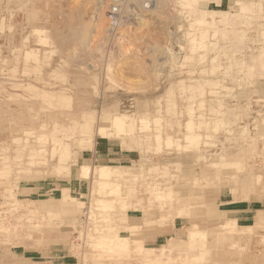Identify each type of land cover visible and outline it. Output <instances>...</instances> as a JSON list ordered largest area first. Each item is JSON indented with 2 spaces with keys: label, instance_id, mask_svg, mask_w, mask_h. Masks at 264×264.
I'll return each instance as SVG.
<instances>
[{
  "label": "rangeland",
  "instance_id": "obj_1",
  "mask_svg": "<svg viewBox=\"0 0 264 264\" xmlns=\"http://www.w3.org/2000/svg\"><path fill=\"white\" fill-rule=\"evenodd\" d=\"M200 1L203 12L205 8L216 10L213 5H209L210 0ZM233 1L232 4L226 3L221 8L234 16L231 24L222 21L224 16L218 15L219 12L212 11V15H218L215 16L216 24L208 25L216 30H247L246 37L244 36L236 47L229 48L234 52L237 50L236 53L240 57L244 55L246 58L245 67L239 68L231 78L226 68L228 62L221 61V58H211L216 55L217 48L221 49L226 41L218 43L216 48L210 46L195 50L193 58L187 59L193 43L187 42L186 33L188 30H200L199 27L190 28L199 24V17L188 18L192 9L189 11L191 13L183 10L184 5L179 0H0V60L5 62L0 71V83H4L6 91H21V87L18 89L11 86L15 82L22 84L32 81L41 88L46 81L52 83L46 85L47 88H59L60 85H67L71 80H76L74 76L70 78V75H75L78 71L83 75H94L97 78L95 84L89 81L80 84L87 91L80 92L82 94L79 95L89 100V108L98 110L99 113L101 105L106 101V113L115 111L136 117L132 126L134 131L127 134L141 136L145 133L143 160L136 148L128 149L122 145L120 139L97 137L92 148L78 149L79 145L74 147L78 158L76 163L73 159L58 162L57 156L51 158L46 152L48 161H37L25 167L23 164L26 163L28 156L25 155H28L29 149L9 141L7 133L0 130V227L8 228L9 232H16L8 235L4 234V231L0 232V260H10L13 257L14 260L20 261L31 259L39 264H98L99 261L105 264H182L180 259H185V256H179L185 252L188 245L184 246L185 249L173 247L165 240L168 237L173 239L176 231L181 233L180 237L184 236L182 239H188L189 229H192L191 225L194 224L211 232L201 238H204L206 244L216 243L213 241L216 235L224 236L217 245L222 249L225 246L224 250L229 251L234 264H252L250 259L246 258L249 254L264 253L263 228L252 234L245 231L236 232L230 226H222L227 219H240V225H252L257 210H264V195L263 199L260 198L258 194L262 193L258 192L256 195L253 189L250 192V200L244 199L243 180H240V177L254 174L260 176L264 184V135L259 132V126L264 128V12H258L257 15L255 7L242 11L237 0ZM246 1L247 6L252 3H264V0ZM208 18L212 24L213 17ZM246 21L252 22L253 25L246 27ZM176 32L175 37L171 36L170 33ZM122 36L124 40L119 39ZM216 39L217 36H211L209 43L215 42ZM200 41L206 43L207 39L202 37ZM218 41H221L219 37ZM119 45H122L121 48ZM153 50L155 51L151 52ZM171 51L181 56L177 57V67H172L166 62ZM133 53L139 56L140 60ZM126 54L133 56L130 58ZM38 61L42 64L40 68L37 67ZM62 61L67 65L62 66L65 70L62 69L59 74L53 73L51 70ZM230 61H233V67L236 61ZM189 62L192 63L188 64ZM62 73L67 76L64 77ZM183 76L199 80V84H195L194 80L183 82V86L189 88L193 85L194 88H199L198 91L175 89L182 85L180 79ZM41 77L45 80L40 81ZM213 79H219L218 86L210 81ZM225 86L228 88H224ZM1 88L0 96L11 102L14 96H6L3 85ZM20 98L34 101L24 96ZM143 101L145 106L140 107ZM40 103L48 110L50 105L42 101ZM57 109L69 111L72 108L65 109L62 106ZM221 111L236 112L237 117H224L229 120L230 126L215 122L216 119L222 120ZM202 114L209 120L207 123H199ZM142 117L145 121L140 123L138 118ZM176 120L180 126L173 124ZM190 120L196 123L185 128ZM101 122L102 125H108L106 118ZM243 127H246L245 132ZM183 133L189 135L187 139L183 137ZM178 142L182 149L177 147ZM22 151L25 154L23 156ZM123 157L130 158L122 164L131 168L130 179L139 181L145 173L162 176V180H167L163 176L166 173L175 175L171 181L174 182L172 188L176 196L200 195L203 200L199 203L192 202L191 207H195V204L197 207L185 208L183 215H174V222L170 218L162 221L158 209L153 210L154 208L153 215L143 217L145 209L133 210L127 207V212L120 211L121 196L114 195L109 185L97 184L90 177H78L80 166L122 167L115 159ZM156 164L158 166L153 167ZM7 165L11 168L8 174H4L2 169ZM61 165L65 168L61 171L54 170ZM124 168L123 172L127 173L129 170ZM149 170L151 171L148 172ZM185 170L208 183L196 188L180 184L176 175ZM188 174L184 176L188 177ZM254 180L253 178V182ZM261 187L256 188L260 191ZM64 189H67L71 196L69 202L73 201L75 206L60 205L59 199L63 198ZM91 198L107 199L111 204L91 203ZM140 198L144 199L142 205L148 203L142 193L126 201L137 203ZM168 200L169 204H165L161 208L162 211L176 212L178 205H174L172 198ZM44 202L52 208L34 212L35 206ZM155 205L158 203H153V206ZM249 209L251 211H244ZM123 210H126V207ZM118 211L119 215L116 214ZM108 212L111 218L107 222ZM247 217L250 219H243ZM101 233L107 237L117 233L121 238L130 239L131 244L133 240L142 241L144 246L154 249L156 261L146 263L145 250H131L130 253L123 251L116 258L97 259L94 257L96 252H93V244H101L97 239ZM16 235L22 242L11 246V241L15 240ZM163 248L164 250H161ZM221 248L213 250L221 253ZM5 249H10L11 256L5 254ZM192 255L199 256V250L195 249ZM257 259L260 261L262 258ZM189 261L199 264L193 258ZM210 261L200 264H220Z\"/></svg>",
  "mask_w": 264,
  "mask_h": 264
},
{
  "label": "bare ground",
  "instance_id": "obj_2",
  "mask_svg": "<svg viewBox=\"0 0 264 264\" xmlns=\"http://www.w3.org/2000/svg\"><path fill=\"white\" fill-rule=\"evenodd\" d=\"M143 1H145V0H143ZM179 1L181 2L182 5H184L183 10L186 9L189 12L192 9V14H190L188 18H194V17L197 18V16L199 17V19L197 21L199 24L197 26H190V28L199 27L200 30H188V32L186 33L187 42L190 44L193 43V45H191L189 48L191 53L187 57V59L190 60L193 58V55H194L193 51H195V50H198L202 47L209 48L210 46H214L216 48V45L218 43H220V42L224 43V41H226L227 43L221 49L217 48L218 51L216 52V55L211 57V58H214V59L215 58H221L220 59L221 61H227L228 64H227L226 68L229 70L228 75H229V77L232 78L234 76V73L237 72V70H239V68L242 69L245 67V63H246L245 59L246 58H244V55H243V57H240L236 53L237 50H235V52H234L233 50H230L229 48L232 49L233 47H236L235 45H237V43H240L241 42L240 40L243 39L244 36L246 37L247 30H245V31L233 30L230 28L229 29L224 28L222 30H216V28H213V27L210 28L208 25L216 24L215 23L216 22L215 16L223 15L224 18H222L221 20L225 21V22L228 21L229 24H231L233 22L232 17H234V16L229 15L228 12H219L218 15H212L211 14L212 11L207 10L206 8H205V11L203 12V10H202L203 7L202 6L200 7V3H201L200 0H179ZM246 2H247L246 0H237V4L240 5L239 8L242 11L245 9L249 10V9H251V7H253V8L255 7L256 8L255 11H256L257 15H259L258 12L259 13L261 11L264 12V3L263 4H262V2L252 3V4H249L247 6ZM149 4H151V3H149ZM140 8H141V5H140ZM147 8H148V10L150 9L149 7H147ZM189 13H191V12H189ZM208 16L213 17L212 22H211L212 24L209 23ZM244 24L246 27H250L253 25V23L250 21H246ZM260 25H261V23L259 24V26ZM262 25H264V24H262ZM201 26H204V27L201 28ZM206 26L208 27V30H206ZM105 27H108V25H106ZM142 27H144V26H142ZM209 28H210V30H209ZM104 29L106 31V28H104ZM212 29H214V30H212ZM144 32H146V31H144ZM97 34H99V33H97ZM170 34H171V36L175 37L177 32L176 33H170ZM119 36H121V35H119ZM211 36H217V39L215 42L209 43L211 41ZM202 37L207 39L206 43H202L200 41V39H202ZM218 37L220 38L221 41H218ZM122 38L124 40L123 36L119 39L121 40ZM130 38H131V36H130ZM117 39L118 38L116 37V40ZM113 41H114V39H113ZM131 41H133V40H131ZM141 41H142V39H141ZM143 41H144V39H143ZM196 42H197V45H195ZM135 43H136V40H135ZM144 43H145V41H144ZM115 44H116V42H115ZM126 44H128V43H126ZM227 44L230 46H227ZM146 45L148 46L149 44H146ZM120 46H122V45H119L118 47H120ZM129 46H130V44H129ZM126 47L128 48V46H126ZM119 51H122V50H119ZM154 51L155 50H153L151 52H154ZM133 52H135V51H133ZM125 53L126 52H124V54ZM255 53H257V52H255ZM122 54H120V55H122ZM139 54L143 55L142 53H139ZM242 54H243V52H242ZM134 55H136V54H134ZM126 56H127V54H126ZM130 56H133V55L131 54V55H128L127 57H130ZM135 57H137V55ZM141 57H143V56H141ZM177 57H181V56L175 55L171 51V53H169L168 61H166L167 64L170 63L172 65V67H177V64H178ZM142 59H144V58H142ZM231 59H235V61H236V63L234 64L233 67L231 66V65H233V61H230ZM252 59H253V57H252ZM135 60H136V58H135ZM39 61L37 62V65H38L37 67L40 68L42 64ZM3 63H5V62L0 60V71H2V69L4 68V67L2 68ZM133 63L136 64L135 61ZM191 63L192 62H189L188 64H191ZM64 65H66V64L63 61L60 63H57V65L54 66V69L51 71H53V73L55 72L56 74H59L60 71L63 69ZM130 65H132V64L130 63ZM89 66H90V64H89ZM122 67H121V69H122ZM127 67L129 68V66H127ZM127 67H125V68H127ZM90 68L92 69V67H90ZM133 68H134V66H133ZM159 68H160V66H159ZM215 69H216V67H215ZM63 70H65V69H63ZM6 72H8V71H6ZM95 72H97V70ZM62 74L64 77L67 76V74H65V73H62ZM72 76H74L76 78V80H74V79L71 80L70 82H68L67 85H65V84L60 85L59 88L55 87L56 89L54 87L47 88L46 85H52V83L50 84V83H47L46 81H44L45 79L42 78L43 76L41 78H39L40 81L43 80L45 82L44 86L41 88H38L37 85L32 81H28L27 83H22V84H19L17 82H15V84H14V82H13L14 85L11 84L12 87H16L18 89H20V87L22 88L21 91H15L14 93L13 92L10 93V92L6 91L4 83H0L1 86L3 85L4 91L7 92L6 96H8V97L14 96L11 102H8L7 100L5 101L6 98L4 99V97L0 96V130L7 133V139L9 141H12L13 143L22 144L23 147H27L29 149L28 155L27 154L25 155L24 151H22L21 156H23V155L28 156L27 159H25L26 163L23 165L25 167H27V165H33V163H36L37 161H42V162L48 161V157H45L46 152L49 153L48 156L51 158L57 156V159H59L58 162H66V161H68V159L69 160L73 159L74 163H76V160L78 158L76 156V152L74 151V147L76 145H79L78 149L89 148V147L92 148V147H94L93 144H95L97 141V139H96L97 137L109 138L112 140L120 139L122 142V145L124 144V146H126L128 149L136 148L138 150V152L140 153L139 155H140L141 159L143 160L144 156L142 153L145 152L143 149V139H145V133L141 136L136 135V134H131V135L127 134L128 132L134 131V129H132V126L134 125V121L136 120V117H134L133 115L130 116L127 114L118 113L115 111L112 113L108 111L106 113V111H107L106 106H105L107 104L106 101H104V103L101 105V110L99 113L97 112L98 110L95 111V110H93V108H89V106H88L89 100H86L83 96L79 95V94H82L80 92H86L87 91V90L85 91L80 86V84H81V82H83L85 84V83H87L86 81H89V82H92V84H95V82L97 81V78L94 75H83L80 73V71L76 72L75 75H70V78ZM180 80H181L180 82L182 83V85L175 87V89L182 90V91H184V90L188 91L191 89L193 91L194 90L198 91V89H199V88H194L193 85H190L189 88L183 86V85H185V83H183L185 80H194V81H196L195 84L201 83L199 80L194 79L192 77L185 78L183 76V77H181ZM210 81H212V83H214V84H217V86L220 83L219 79H213ZM153 83H155V82H153ZM1 86H0V91L2 89ZM213 86H216V85H213ZM145 88H146V86H145ZM224 88H228V87L225 86ZM201 89H204V88L201 87ZM71 90H73V92H70ZM229 90H232V89H229ZM4 91H2V92H4ZM227 91H228V89H227ZM20 96H24L28 99L31 98L34 101L32 102L30 100H23L22 98H20ZM167 97L170 98L169 95H167ZM190 97L193 99L192 96H190ZM40 101L46 102L48 105H50V106H48V110H46L47 107L42 106ZM191 102L194 103V101H191ZM129 104H130V102H129ZM189 104L190 103L188 102V106H189ZM12 106H15V107H12ZM62 106L65 109H71V108L72 109L69 111H66V110L62 111L61 109H59V110L57 109V108H60ZM144 106H145V101H143L140 104V107H144ZM113 107H114V105H113ZM221 113H222V117H223L222 120H220V119L215 120V122L216 123L218 122V124L223 123L225 125L226 124L229 125V120L224 118L225 116L228 118L234 117V116L237 117L236 112H233V111H228V112L221 111ZM217 114H219V113H217ZM55 115H57V116H55ZM103 118L107 119L108 125L107 124L102 125L101 121ZM156 119H158V117ZM138 121H140V123H142L145 121V118L144 117L138 118ZM208 121L209 120L206 119L205 114H202L199 118V123L203 124V123H207ZM176 123L178 124V126H180V124H179V122H177V120L173 122V124H176ZM192 123H196V122L195 121L193 122V120H190L188 122V124L185 125V128H189L190 125H192ZM231 123H233V122H231ZM138 129H140L139 126H138ZM243 131L244 132L246 131V127H243ZM262 131L264 132L263 126H259V132H261L264 135V133ZM148 135H149V137L151 136V134H148ZM183 135H184L183 137H186V139L189 136L187 133H185V134L183 133ZM194 136L197 137V135H194ZM168 140H169V138L167 139V141ZM178 144H179V142H178ZM181 146L182 145H180V144L177 145V147H179V148H181ZM178 150H180V149H178ZM222 156L224 157V155H222ZM37 157H41V158H37ZM8 164H10V163H8ZM19 165H22V164H19ZM157 166H158V164H156L153 167H157ZM9 168H11L9 165L4 166L2 169V173L8 174L9 170H10ZM64 168L65 167H63L61 165L59 168H57V167L54 168V170L58 169L59 171H61ZM123 168H124V166L118 167L115 165H100V166H95V167L85 165V166H80L79 172H77V173H78V177H82V178L90 177L97 184H105V186L109 185L112 188V190H113L112 193L114 195L121 196L120 199L118 198L119 200L122 201V203L120 202L122 205L121 206L122 209L120 211L127 212V207L132 208L133 210H137L140 208L143 210L145 209L143 211L144 214H142V217L143 216H151V215H153L152 211L158 209V212L160 213L159 218L162 221L166 220L167 218H170L174 222V217H173L174 215H176V216L179 214L183 215L185 213V208L197 207L196 204H195V207H191L192 202L197 201L199 203L200 201L203 200V198L200 197V195H194V196H188V197L176 196L174 194V191H173L174 189L172 188L174 185V182L171 181V178L175 175L170 176L168 173H166L163 176H165L167 178V180H162V176H159V175L152 176L151 174L147 175L145 173L142 175V179L137 181V180L129 178L131 175V173H130L131 168L125 167L126 169L129 170L127 173L123 172V170H122ZM149 169H152V168H149ZM208 169H211V168H208ZM244 170H245V168H244ZM150 171L151 170H149L148 172H150ZM143 172H145V171L143 170ZM143 172H141V173H143ZM180 173H181V175H180ZM180 173H178L176 175V179L179 180V183L183 184L184 186L196 188L198 186L205 185L206 183H208V181H206V180L203 182L202 179L199 178L196 174H192V175L188 174V172L186 170L182 171ZM186 174H188L189 176L185 177L184 175H186ZM260 174H261V172H260ZM253 178L255 179L254 182H253ZM261 179L262 178L260 176H256L254 174H252V176H249V177L248 176H244L242 178L240 177V180L241 181L243 180L242 186L244 189V192H243V198L244 199L250 200V198H251L250 192L253 191V189H255L253 192L256 193V195L258 194V192L262 193V194H258V196L263 199L262 195H264V184H263V181ZM237 182H239V181H237ZM257 186H262L260 191H259V189L256 188ZM143 188H145V190ZM141 193H142V195L145 194V196L147 198V199L145 198V200L148 202L147 204L142 205L143 200H144L142 198H140L139 202L137 201V203H134L133 201H126L130 197H135V195H141ZM70 198H71V196H69L67 189H64L63 198L59 199L61 201L60 205L62 204V205L69 206L70 204H72L75 206L76 204L73 203V201H71L72 203L69 202ZM169 198L173 199L174 205H178V208H175L176 212L168 211L167 213H165L164 211H162L161 208L164 207L165 204H167V203L169 204V200H168ZM92 199L93 198H91V200ZM72 200H74V199H72ZM92 202L103 203L104 205L105 204H107V205L111 204L110 201L107 199H105V200L95 199V200H92L91 203ZM155 202L158 203V205L153 206V203H155ZM60 205H58L57 207L60 208L59 207ZM140 205H142V207H140ZM35 207L36 208L34 209V212L41 210V209L47 208L49 210L52 208V207L48 206V204L46 205L45 202L41 203L40 205H37ZM125 207H126V210H123V208L125 209ZM120 211L116 212V214L119 215ZM107 215L109 218L106 217V221L108 222V221H110L111 214L108 212ZM222 226H227V227L230 226L236 232L245 231L248 233L255 232L261 228L264 229V210H257V213L253 218V224L252 225H240L236 219H227L226 222ZM86 228H87V226H86ZM135 228H137V227H135ZM191 228L192 229H189L188 239H182V237H184V236L180 237L181 233L178 234L176 231V233L173 236V239H171V237H168L165 240L166 243H168V244L171 243V245L173 247L183 248L185 245H188L185 252L180 254V256H179V257L185 256L184 257L185 259H180V263H182V264H195V262L189 263V262H191L189 260L193 258V260L197 261L199 264L201 262L203 263L205 261L211 262L210 260H212V262H214V263L219 262L220 264H234L233 261L230 259L231 255H229V253H228L229 251L224 250L225 246H223V249H222L221 246L217 245V243L220 240H223L224 236L222 237L221 235H218V236L216 235V238H214V240H213L216 243H211L209 245V244L205 243V241L203 240L204 238L201 239L202 237L206 236L207 233H211V232H209L208 229L207 230L201 229L199 227V225H196V224L191 225ZM7 229L8 228L1 226L0 232L4 231L5 232L4 234H7V235L11 234V233L16 234V232H9V230H7ZM229 237H230V235H229ZM97 239H99V242H101V244H99V245H97L96 243H95V245L93 244V248H94L93 252H96L94 257H97V259L104 258V257L116 258L118 255H120V252L123 253V251H126V253L127 252L130 253L131 250L132 251L133 250L134 251L135 250H138V251L145 250V256L146 257L144 259L147 261H145V260L144 261L146 263H148V262L154 263L156 261V255L154 254V251H153L154 249L144 246L142 241L133 240L134 242H132L133 244H131L130 239L121 238L120 236H118L117 233H115V236H111V237L103 236L101 233V235L99 237H97ZM20 241H21V239H19L16 235L15 240L11 241L12 242L11 246L19 245L22 242V241L21 242ZM229 242H230V239H229ZM229 245L230 246L232 245L231 242ZM132 247H134V248H132ZM218 248L219 249L221 248L223 251L221 253H217L216 250L215 251L213 250V249H218ZM184 249H185V247H184ZM195 249L199 250V252H200L199 256H197V255L193 256L192 255V254H194ZM9 250L10 249L6 250L5 254L11 256ZM161 250H164V248ZM98 251H100V252H98ZM258 257H260L262 259L261 260L259 259L260 261H258V259H257ZM246 258L250 259V262H252V264H264V253H261L258 255V253L255 254V252H254V254H249ZM177 262H179V260L176 261V263ZM0 264H28V263H27V261H16L12 257V259H10V260L7 258H5L4 260H0ZM98 264H105V263H101L99 261ZM112 264H114V263H112Z\"/></svg>",
  "mask_w": 264,
  "mask_h": 264
},
{
  "label": "crops",
  "instance_id": "obj_3",
  "mask_svg": "<svg viewBox=\"0 0 264 264\" xmlns=\"http://www.w3.org/2000/svg\"><path fill=\"white\" fill-rule=\"evenodd\" d=\"M232 2H234L233 0H210L209 1V5H213L214 6V8H216V10H211V11H215V12H225V11H223V10H221V8L226 4V3H228L229 5L230 4H232ZM208 10H210L209 8H208ZM115 160H117V161H119L118 162V164H120L119 166H123L122 164L123 163H125V162H127V161H129L130 160V158L129 157H127V158H125V157H123V158H119V159H115ZM125 167V166H124ZM245 212H249V211H251L250 209L249 210H244ZM243 211V212H244ZM243 219H245V220H249L250 219V217H247V218H243ZM237 221H238V223H239V220L240 219H236ZM159 241V240H158ZM157 241V242H158ZM17 260V259H16ZM17 261H20V260H17ZM23 261H27V263H29V264H39V262H36V261H32L31 259H25V260H23Z\"/></svg>",
  "mask_w": 264,
  "mask_h": 264
}]
</instances>
